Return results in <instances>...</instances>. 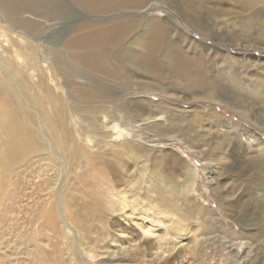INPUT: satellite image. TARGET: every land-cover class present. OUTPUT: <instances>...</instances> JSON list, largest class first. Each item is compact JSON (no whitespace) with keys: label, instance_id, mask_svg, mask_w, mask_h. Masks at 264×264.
Here are the masks:
<instances>
[{"label":"bare ground","instance_id":"bare-ground-1","mask_svg":"<svg viewBox=\"0 0 264 264\" xmlns=\"http://www.w3.org/2000/svg\"><path fill=\"white\" fill-rule=\"evenodd\" d=\"M80 1L95 10L146 6L147 11H154L153 15L157 16L83 24L64 44V48L74 50L66 60L59 53L53 59L43 55L39 60L33 58L11 68L8 80L0 83V135H4L0 137V146L3 145L0 165L19 161L34 152L55 155L57 150L62 162L66 155L72 160L84 155L93 170L109 179L114 169L120 175L125 173L129 162L136 172L146 170L150 181L161 183L157 187L148 185L150 192L162 194L181 189L188 201H195V208L212 218L220 213L210 209L207 202L209 196L215 199L221 214L228 218L225 221L230 219L242 231L237 234L241 235L238 237L241 245L238 244L231 264L240 260H244L243 264L250 262L251 250L244 257L241 254L250 247L248 235L252 234L253 240L258 238L253 231L258 230L261 221L258 217L264 212V60L253 54L257 50L264 52V47L248 41L241 44L230 32L215 29L212 24H208L211 28L208 32L201 33L210 41L196 40L182 19L162 18L166 12L165 5L160 6L162 0ZM257 7L242 15L247 18L242 17L240 31L254 29L259 23L256 15L261 11H256ZM0 11L12 13L8 19L17 20L16 13L20 10L11 0H0ZM15 25L22 26L23 22ZM258 29L262 33L261 27ZM18 37L22 38L21 34ZM121 42L128 45L122 47L124 53L117 57L113 47ZM225 42L228 46L242 47L249 54L230 52ZM7 59L13 67L12 59L9 56ZM126 61L140 65L135 69L142 74L139 83H133L135 76L127 71ZM81 75L92 77L96 83L108 80L118 91L73 80ZM68 89L78 100L73 106ZM124 93L135 98L139 106L126 107ZM153 95L162 100L155 105L147 102ZM176 101L193 108L173 107ZM25 105L34 109L29 111ZM215 105L223 107L229 115L219 113ZM33 113H38L47 130L55 133V148L40 146L35 133L24 126L23 122L38 121V114ZM190 113V118L183 117ZM176 126L179 130L186 128L188 134L194 126L197 135L201 134L193 140L201 141V151L194 152L202 158L209 176L203 179V184L198 182L196 167L186 159L187 151L171 147L180 140ZM182 142L191 148L188 141ZM116 155H121L125 162L115 161L112 156ZM66 172L77 177L74 166ZM215 175L225 178L217 181ZM224 202L229 206L228 211L223 207ZM131 214L120 212L130 222L135 221ZM141 229L145 237L154 234L152 228ZM91 255L89 264L101 259L95 253ZM172 262L176 263V257Z\"/></svg>","mask_w":264,"mask_h":264},{"label":"rangeland","instance_id":"rangeland-1","mask_svg":"<svg viewBox=\"0 0 264 264\" xmlns=\"http://www.w3.org/2000/svg\"><path fill=\"white\" fill-rule=\"evenodd\" d=\"M11 1L20 11L16 13L17 20L8 19L12 13L7 15V12L3 14L0 11V83L8 80L12 74L11 68L18 67L23 61H31L33 58L39 60L43 55L53 59L57 53L60 58L66 60L74 50L64 48V44L83 24L114 18L147 19L155 13L147 11L146 6L142 9L123 6V8L95 10L88 5L85 6L86 4L80 0ZM162 1L164 3H160V6L165 5L163 8L166 9L162 18L166 20L176 16L182 19L184 21L182 23L189 27L188 32L193 34L196 40L209 42L210 39L203 37L201 33L208 32L211 29L208 24H212L215 29L230 32L241 44L248 41L264 47V0ZM251 7H257L256 11H261L256 15L259 23L255 24L256 28L242 32L240 31L242 17L244 14L247 15V10L249 11ZM20 21L23 25L16 26L15 22ZM260 27L262 33L259 32ZM20 34L22 38L18 37ZM224 44L227 45L226 42ZM124 45L128 43L121 42L113 47L117 57L124 51L122 48ZM241 48L228 46L227 50L249 54L248 50L244 51ZM253 54L261 56L264 60V52L257 50ZM8 56L12 59L13 67L9 65ZM126 63L127 71H131L135 76L133 83H139L142 74H138L135 69L140 68V65L130 61ZM3 73L7 78H3ZM73 80L77 83L86 85L93 83L118 91L115 86L107 82L108 80L96 83L92 77L86 75ZM48 83L54 88L52 82L48 81ZM62 85L66 88L64 83ZM14 88L18 89L15 86ZM68 90L69 101L73 106L78 100L75 93ZM19 93L23 98V93ZM123 99L126 107L139 106L129 93H124ZM148 99L146 101L153 105L162 100L156 95ZM200 105L205 107L206 104ZM177 106L183 110L193 108L192 105L180 101L173 103V107ZM215 106L219 113L229 115L223 107ZM25 107L32 111L33 107L26 105ZM21 115L23 118L24 113ZM190 116L191 113L183 117L190 118ZM185 120L189 121V119ZM35 122L34 124L23 122V124L35 133L36 141L40 146L55 148V139H57L55 133L47 130L39 114L38 121ZM176 129V136L181 141H175L171 147L175 150L178 148L187 151L186 159L196 167L199 173L198 182L203 184L205 181L203 179L209 176L206 175L202 158L194 152L195 149L201 151V141L193 140L201 134L197 135L194 126L189 134L186 128L181 131L176 126ZM0 137L4 138V135L1 134ZM182 141H188L191 148ZM1 149L3 145L0 146ZM112 158L117 162H125L121 155ZM70 166L76 168L77 177L67 174L66 170ZM135 172L136 167L128 162L122 176L117 169H114L110 178L106 179L92 169L84 155L74 160L66 155L62 162L58 159L57 150L55 155H37L34 152L19 161L0 165V264H89L91 253L101 258L96 264H231L234 262L238 244L241 245L239 243L241 239H238L241 235L237 234L242 231L230 219L225 221L227 217L221 214L220 206L215 199L209 196L210 201L207 202L210 209L220 213L212 218L207 212L202 214L195 208V201H188L181 189H170L162 194L148 191V185L157 187L161 183L150 181L146 170ZM215 178L219 181L225 177L215 175ZM161 188L164 189L165 186ZM96 197H99L100 201ZM63 200L66 208H63ZM225 204L226 202L223 207L228 211V205ZM262 209L260 207L259 211ZM122 210L132 213V219L135 221L130 222L128 218L121 217ZM258 219L261 221L257 233L255 231L253 233L258 235L260 242L258 238L253 240L252 234L248 235L251 236V239H248L250 247L244 248L241 254L244 257L251 250L250 262L247 261L246 264H262L258 260L264 261L263 211ZM141 227L152 228L154 234L143 236ZM248 236L244 237L248 238ZM119 238L122 240L116 242ZM175 257L176 263H173ZM243 262L244 260H240L236 264Z\"/></svg>","mask_w":264,"mask_h":264}]
</instances>
